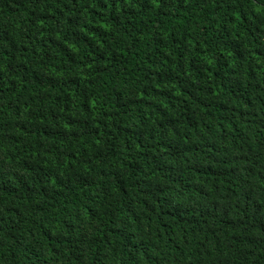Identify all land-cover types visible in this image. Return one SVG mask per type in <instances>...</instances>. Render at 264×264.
Segmentation results:
<instances>
[{
    "label": "trees",
    "instance_id": "trees-1",
    "mask_svg": "<svg viewBox=\"0 0 264 264\" xmlns=\"http://www.w3.org/2000/svg\"><path fill=\"white\" fill-rule=\"evenodd\" d=\"M0 264H264V0H0Z\"/></svg>",
    "mask_w": 264,
    "mask_h": 264
}]
</instances>
